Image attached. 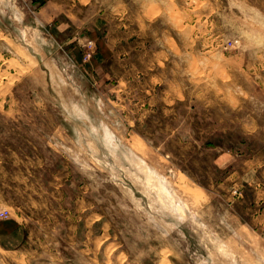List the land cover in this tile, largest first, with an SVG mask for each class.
Instances as JSON below:
<instances>
[{
  "label": "rangeland",
  "instance_id": "1",
  "mask_svg": "<svg viewBox=\"0 0 264 264\" xmlns=\"http://www.w3.org/2000/svg\"><path fill=\"white\" fill-rule=\"evenodd\" d=\"M0 210V264H264V0H0Z\"/></svg>",
  "mask_w": 264,
  "mask_h": 264
},
{
  "label": "bare ground",
  "instance_id": "2",
  "mask_svg": "<svg viewBox=\"0 0 264 264\" xmlns=\"http://www.w3.org/2000/svg\"><path fill=\"white\" fill-rule=\"evenodd\" d=\"M69 68H70V67H69ZM131 155H132V154H131ZM134 155H135V154H134ZM135 157H136V155H135ZM132 158H133V157H132ZM132 158H131V159H132ZM137 158H139V157H137ZM140 159H141V158H140ZM136 164H137V163H136ZM147 174H149V175H151V176L153 177V175H152V173H151L150 171H149V173H147ZM153 178H154V177H153ZM157 178H158V179H157L158 181H161V180H162V178H159V176H158ZM154 180H155V178H154ZM154 182H155V181H154ZM157 185H159V183H158ZM157 185H156V187H157ZM159 190H160V189H159ZM162 190H163V189H162ZM163 191H164V190H163ZM158 193H159V192H158ZM166 195H167V194H166ZM166 197H167L169 200H171L172 202H174V200H173L169 195H167ZM175 204H176V202H175ZM176 205H177V204H176ZM179 211H180V210H179ZM179 211H178V212H179ZM180 214H181V213H180ZM182 214H183V213H182ZM185 216H187V217L189 216V220H190V219H195V218H196V215L193 214V213H190V212H186V215H185ZM185 216H184V217H185ZM187 217H186V219H187ZM187 221H188V220H187ZM189 222H190V221H189ZM198 224H199V221H198ZM200 224H201V223H200ZM165 261H166V260H165ZM237 263H238V262H237ZM237 263H236V264H237Z\"/></svg>",
  "mask_w": 264,
  "mask_h": 264
},
{
  "label": "crops",
  "instance_id": "3",
  "mask_svg": "<svg viewBox=\"0 0 264 264\" xmlns=\"http://www.w3.org/2000/svg\"><path fill=\"white\" fill-rule=\"evenodd\" d=\"M59 31H60V30H59ZM62 45H63V43L61 42V47H62ZM61 47H60V48H61ZM107 47H108V46H107ZM107 47H106L105 45H102V46L100 47V51H101V52H104L105 50L107 51L108 48H109V47H108V48H107ZM65 55H66V54H65ZM66 56H67V55H66ZM67 57H68V56H67ZM72 57H73V56H72ZM69 58H70L71 61H75L74 58L72 59L70 56H69ZM113 87H115V85H114Z\"/></svg>",
  "mask_w": 264,
  "mask_h": 264
},
{
  "label": "built area",
  "instance_id": "4",
  "mask_svg": "<svg viewBox=\"0 0 264 264\" xmlns=\"http://www.w3.org/2000/svg\"><path fill=\"white\" fill-rule=\"evenodd\" d=\"M7 215L6 210H0V219L5 218Z\"/></svg>",
  "mask_w": 264,
  "mask_h": 264
}]
</instances>
